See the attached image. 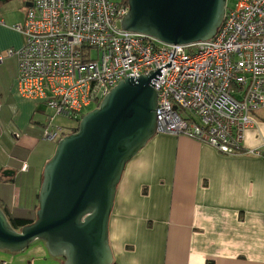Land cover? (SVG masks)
Wrapping results in <instances>:
<instances>
[{
  "label": "crops",
  "instance_id": "1",
  "mask_svg": "<svg viewBox=\"0 0 264 264\" xmlns=\"http://www.w3.org/2000/svg\"><path fill=\"white\" fill-rule=\"evenodd\" d=\"M31 1L0 0L6 6L0 9L2 53L24 46L11 27L24 23ZM17 76V58H6L0 64V174H15L0 182V205L11 216L37 211L44 167L57 148L42 139L54 112L44 101L23 98ZM251 116L255 126L245 134V150L264 145V110ZM109 240L114 264H264V160L158 134L125 168ZM4 263L63 259L37 241L21 253L0 250Z\"/></svg>",
  "mask_w": 264,
  "mask_h": 264
},
{
  "label": "built area",
  "instance_id": "2",
  "mask_svg": "<svg viewBox=\"0 0 264 264\" xmlns=\"http://www.w3.org/2000/svg\"><path fill=\"white\" fill-rule=\"evenodd\" d=\"M128 13L125 0H32L24 23L12 27L25 43L0 51V64L16 57L21 96L44 101L54 112L42 139L59 141L66 131L52 125L55 117L77 122L120 81L171 62L152 81L158 133L264 160V145L243 146L255 126L252 113L264 110V0H234L214 39L190 46L124 31Z\"/></svg>",
  "mask_w": 264,
  "mask_h": 264
},
{
  "label": "water",
  "instance_id": "3",
  "mask_svg": "<svg viewBox=\"0 0 264 264\" xmlns=\"http://www.w3.org/2000/svg\"><path fill=\"white\" fill-rule=\"evenodd\" d=\"M128 5L124 31L190 46L214 39L228 0H128ZM163 67L120 81L82 117L77 132L58 142L44 167L34 223L16 230L0 207L1 251L21 253L40 241L63 264H114L109 225L117 189L127 164L159 134L152 81L160 80ZM14 174L7 170L2 176Z\"/></svg>",
  "mask_w": 264,
  "mask_h": 264
},
{
  "label": "trees",
  "instance_id": "4",
  "mask_svg": "<svg viewBox=\"0 0 264 264\" xmlns=\"http://www.w3.org/2000/svg\"><path fill=\"white\" fill-rule=\"evenodd\" d=\"M125 3L128 4V0H125ZM82 119V118H81ZM80 120H78L76 122V124H79L80 123ZM79 126V125H78ZM78 126L74 127L73 129H71V133L69 134H66V131L63 133L62 137L60 138V140L62 138H64L65 136H68L70 134H73L75 132H77L78 130ZM68 129V128H67ZM68 131V130H67ZM59 140V141H60ZM2 181H10L9 178H4L1 174H0V182ZM39 197V196H38ZM1 207V205H0ZM2 208V207H1ZM3 209V208H2ZM38 209V208H37ZM3 211L5 212V214L7 215L8 219H9V222L11 223L12 227L15 228L16 230H19L21 229L22 227L24 226H27V225H30L32 223H34V221L36 220V212H23L22 214L20 215H14V216H11L8 212H6L4 209Z\"/></svg>",
  "mask_w": 264,
  "mask_h": 264
},
{
  "label": "rangeland",
  "instance_id": "5",
  "mask_svg": "<svg viewBox=\"0 0 264 264\" xmlns=\"http://www.w3.org/2000/svg\"><path fill=\"white\" fill-rule=\"evenodd\" d=\"M14 6V5H13ZM234 6V0H228V8H232ZM3 7V6H2ZM1 7V8H2ZM6 6H4L3 8H5ZM0 8V9H1ZM15 26V25H14ZM12 28V27H11ZM94 56H96V53H94ZM99 56H100V53H99ZM98 105H95V106H92V107H90V108H87L86 110H85V112H84V114L83 115H86L87 113H89V112H91L92 110H94L96 107H97ZM57 127L58 126H62V127H64V128H66L65 130H66V134H69V133H71V129L70 128H72V127H76V126H78L79 124H76V122L75 121H73V120H69V119H63V118H58V119H56V122L54 123ZM55 126V127H56ZM67 128H69L70 130H68ZM68 130V131H67ZM50 142H54V144L56 145V147H57V145H58V142L59 141H50ZM53 157V156H52ZM51 157V158H52ZM38 242H40V241H38Z\"/></svg>",
  "mask_w": 264,
  "mask_h": 264
}]
</instances>
